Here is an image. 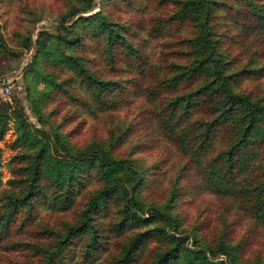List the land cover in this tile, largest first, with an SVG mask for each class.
Masks as SVG:
<instances>
[{"label":"trees","instance_id":"1","mask_svg":"<svg viewBox=\"0 0 264 264\" xmlns=\"http://www.w3.org/2000/svg\"><path fill=\"white\" fill-rule=\"evenodd\" d=\"M108 1L70 0L61 16L49 21L52 31L44 28L36 38L27 34L22 45L33 52L25 72L46 84L38 95L45 103L62 89L78 102L64 88L73 76L56 81L43 64L72 69L90 95V102L79 99L88 109L128 103V83L146 100L165 96L149 114L160 135L179 152L177 177L187 178L194 170L197 181L188 179L182 186L176 178L164 201L147 198L166 173L159 167L163 160L139 166L130 151L118 154L129 126L107 140L76 146L70 140L75 128L66 127L72 116L52 119L54 110L45 112L32 94L38 90L35 81L27 89L29 113L17 96L0 100V138L13 119L12 145L28 149L9 159L16 167L5 186L0 169V248L19 250L25 264H264L239 261L235 253L241 243L228 242L224 233L214 247L203 243L200 232L181 227L174 212L188 188L228 198L230 206L264 227V95L243 87L247 79L264 76V62L237 65L232 53L234 45L248 47L264 37V0H170L175 10L145 25L148 38L160 35L167 23H190L194 29L164 42L174 45L165 55L176 58L161 65L142 51L149 39L140 38L138 44L139 24L102 11ZM94 4L98 7L92 10ZM88 37L96 40L110 69H123L116 65L121 59L131 74L96 76L85 64L87 58L74 51L84 49ZM81 197L78 218L63 230L32 228L41 208L65 213ZM25 233L31 240L20 237ZM111 240L116 251H109Z\"/></svg>","mask_w":264,"mask_h":264},{"label":"rangeland","instance_id":"2","mask_svg":"<svg viewBox=\"0 0 264 264\" xmlns=\"http://www.w3.org/2000/svg\"><path fill=\"white\" fill-rule=\"evenodd\" d=\"M70 0H0V81L4 78L10 83L9 94L2 92L0 82V100L10 102L14 96L22 99L26 107V96L28 86L33 85L34 98L43 106L45 112L54 120L69 114L72 116L66 127H74L75 130L70 135V140L76 146H86L91 142H99L107 140L111 134H116L120 128L129 126L126 131L128 136L120 145L118 154H125L130 151V155L135 158L139 166H145L154 161L163 160L159 167L166 169V173L162 175L159 182L149 190L147 198L157 202H162L169 195L170 189L174 184V180L178 178V185L187 186L188 179L190 182L197 181L194 170L190 171L187 178L177 177L178 168L182 163L179 152L175 147L160 135L156 128V121L153 114H149V110L156 109L160 106L165 96L161 95L160 100H146L142 95L137 93V87L134 83L128 85V98L130 101L117 109L101 110L98 106H92L91 109L85 107L84 103H80L79 99L90 102V95L84 84H80L78 77L74 71L68 67H54L50 64H43L42 69L49 75H52L56 81L62 80L68 76H73V80L68 82L64 87L69 90L78 103L69 97L64 89L59 90L55 99L45 103V97L41 98L40 89L46 88V84L42 82L33 72H25L30 69L29 61L33 52V47L29 50L23 47V41L27 34L32 37L38 35L39 31L47 28L52 31L53 27L49 25L51 19H56L65 11L67 2ZM92 10L97 9L98 5L94 4ZM176 8V4L170 0H127L113 1L109 0L103 3L101 9L108 17L121 20L132 21L133 25L139 24L137 42L140 44V38H147L149 42L143 45L142 51L147 54L150 62L158 65L173 60L172 54L165 55V52L174 47L164 42H173L178 38L193 32V24L190 23H167L164 25L160 35L148 38L145 25H149L157 21L167 14L172 13ZM88 37L85 47L71 50L66 46V50L75 51L84 56L85 64L96 75L126 78L131 72L127 69V65L122 60H117L124 67L119 71L109 68L104 55L99 53L96 40ZM140 39V40H139ZM227 44H231V40H226ZM254 45L243 47L234 45L232 53L237 58V65L253 62L249 66L260 65L264 62V37H259L253 41ZM177 47V44L175 45ZM256 49L255 53H252ZM237 53V55H236ZM126 67V68H125ZM134 75V73H133ZM243 87L253 90L255 94L264 95V76L258 79L252 78L244 81ZM164 94V93H163ZM163 96V97H162ZM29 113V109L26 107ZM33 119V117H31ZM16 136L14 131V121L10 119L8 128L0 138V169L2 177V185H6V180L11 178L13 168L16 167L15 161L10 162V158L18 152H27V148L15 147L12 142ZM84 198L79 201L65 213L53 211L47 208L40 209V218L38 224L32 226L33 229L51 227L54 230H63L67 223L74 222L78 218L80 207L83 206ZM229 199L218 194L210 192H198L186 189L178 198L174 207V212L179 217L181 227L192 228L198 230L202 236L201 240L205 244L214 247L224 233V238L231 243H241L239 252L235 253L236 258L241 261L243 259L253 262H261L264 260V227L255 226L253 219L236 207L230 206ZM29 234H22L23 240H29ZM31 240V239H30ZM109 251L117 250L116 241L111 240ZM0 264H25V257L19 250L9 253L0 248Z\"/></svg>","mask_w":264,"mask_h":264},{"label":"built area","instance_id":"3","mask_svg":"<svg viewBox=\"0 0 264 264\" xmlns=\"http://www.w3.org/2000/svg\"><path fill=\"white\" fill-rule=\"evenodd\" d=\"M1 87H2V92L4 93V94H9V92H10V83L8 82V80H6V79H2L1 81Z\"/></svg>","mask_w":264,"mask_h":264}]
</instances>
